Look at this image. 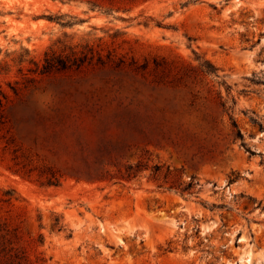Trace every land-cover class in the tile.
<instances>
[{"label":"rangeland","instance_id":"1","mask_svg":"<svg viewBox=\"0 0 264 264\" xmlns=\"http://www.w3.org/2000/svg\"><path fill=\"white\" fill-rule=\"evenodd\" d=\"M186 1L0 0V264H264V0Z\"/></svg>","mask_w":264,"mask_h":264},{"label":"trees","instance_id":"2","mask_svg":"<svg viewBox=\"0 0 264 264\" xmlns=\"http://www.w3.org/2000/svg\"><path fill=\"white\" fill-rule=\"evenodd\" d=\"M63 3H71V2H80V3H86L88 10L90 11H104V13L106 14H110L112 13L114 10V8H119L118 5L123 1V0H101V1H107L109 7H104L103 4L99 3L97 0H59ZM141 1H147V0H141ZM201 0H187L184 4V6H187L189 4H195L197 2H199ZM63 24V23H62ZM69 22H65V25H68ZM25 53H28L27 51H25ZM87 54H85L84 52H75V51H70L69 54H66L64 57L61 55H57L54 51H50L49 53H46L45 57H44V63L42 64L41 68L39 69L37 67V64L34 63L33 60L29 59H25L24 57H20L18 59V64L22 65L23 63L27 62L29 64H33L35 65L36 69L35 71H38L39 74H48L51 73L53 71H60V70H65L67 68H71V67H79L81 66L83 63H85ZM22 69H19V72H21ZM30 71V70H29ZM8 72V67L7 65L3 64L2 61H0V75L5 74ZM0 95L2 96L3 99H6L5 95L0 92ZM3 108V103L2 100L0 99V113L1 110ZM236 127V126H235ZM236 136L238 138H242V135L240 134V131L237 129L236 130ZM131 167H127V171H130ZM12 248H8L7 246L4 247L2 249V252L5 256V259L7 261H9L11 263V258H12V254H11ZM17 264H29L28 262H24V261H18Z\"/></svg>","mask_w":264,"mask_h":264}]
</instances>
